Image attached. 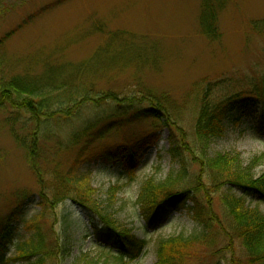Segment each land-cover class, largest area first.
Here are the masks:
<instances>
[{"label": "rangeland", "instance_id": "1", "mask_svg": "<svg viewBox=\"0 0 264 264\" xmlns=\"http://www.w3.org/2000/svg\"><path fill=\"white\" fill-rule=\"evenodd\" d=\"M212 4L209 14L214 31L209 34L203 25L204 0H0V39L15 31L0 48V85L22 79L38 86L50 111L72 99L92 100L81 105L71 119L52 121L54 135L37 134L33 161L14 134L31 142L30 115L18 119L13 130L7 121L10 106L0 112V219H7L18 202L24 203L20 217L5 221L13 232L6 259L16 255L19 241L40 228L45 238L42 252L48 250L53 237L59 241L47 264H120L114 254L117 235L125 228L146 242L142 255L126 264H155L161 239L189 236L200 225L189 211L193 203L188 200L167 221L148 227L138 204L145 181L162 182L171 170L186 167L184 188L193 192L195 184L201 183L206 192L198 197L210 201L220 216L219 196L232 187L217 189L206 162L218 155H237L240 166L250 167L255 176L264 172V130L256 129L252 116L229 126L223 137L213 141L199 144L194 135L200 93L208 81L233 78L238 82L247 76H264V0H213ZM231 89L224 86L220 97ZM140 90L166 106V125L138 121L110 131L95 144L125 142L154 132L158 138L154 145L129 161L127 157L116 163L81 161L71 195L56 207L48 202L46 212L37 217L41 191L53 196L57 180L75 167L80 146L71 149L73 133L90 118L112 110L111 101L99 106V97L138 96ZM259 115L264 110L253 114ZM189 146L200 151L191 154L186 150ZM172 148L180 154L178 162ZM36 160L42 182L34 171ZM86 192L90 195L86 199L94 203L91 212L74 202L77 197L85 198ZM232 193L244 194L239 188H232ZM245 199L247 205L264 211L261 196ZM101 212L114 223L109 225ZM215 241L211 248L192 246L195 262L212 264L222 256L227 259L225 264L245 263L239 241L228 243L230 253L228 249L222 255L217 248L223 250L225 241Z\"/></svg>", "mask_w": 264, "mask_h": 264}, {"label": "trees", "instance_id": "2", "mask_svg": "<svg viewBox=\"0 0 264 264\" xmlns=\"http://www.w3.org/2000/svg\"><path fill=\"white\" fill-rule=\"evenodd\" d=\"M212 3L213 0H204L203 5L206 12L203 25L209 34L214 31L211 28L213 24L209 14L213 7ZM14 32H8L0 39V48ZM236 81L233 78L217 82L208 81L202 87L199 111L194 128V135L199 144L223 137L229 126L240 124L247 116L254 118V125L258 131L264 130V115L253 116L256 110H264V76H247L243 80ZM224 86L225 88L231 87L233 90L231 89L228 94L220 97L219 92ZM135 94L130 93L123 97L119 95H102L99 97V100L96 101L99 106L111 101L113 103L112 110L107 113L105 111L103 112L104 114L92 119L90 118L82 128L80 127L73 133L71 149L73 146H80L76 155L75 167L69 169L64 179L61 181L57 180L56 188L52 192L53 196L46 194L45 190L41 191L38 196L40 199V211L36 214L37 217L42 216L46 212L48 202L53 203V207H56L71 195L70 191L77 187L74 178L79 175L77 165L81 161L95 162L102 160L106 163H116L123 157H127L129 161L138 158L149 144L154 145L158 140L157 135L152 132L145 136L136 137L133 140L126 139L125 142L109 145L95 144L96 140L105 138L110 131L118 130L120 127L123 128L129 124H135L138 121H148L153 126L164 124L163 117L167 116L164 114L166 106L164 107L158 100L150 98L152 95H143L144 91L142 90L139 92L141 96L138 94L136 96ZM134 97L135 99H133ZM90 101H92L91 98H83L82 102L72 99L67 103H62L61 106L59 105L57 111H50L47 97H44L38 86L22 79H16L8 82V84L0 85V112L6 110L8 105L10 106V114L7 117V121L12 129H15L18 119H23L26 114L30 115V120L34 126V129H31L29 133L32 138L31 142L27 144L22 140L20 134L16 132L14 134L18 137L20 143L24 146L26 145L25 148L31 161L36 155L34 144L37 134L54 135L50 126L52 121H59L62 118L71 119L77 115L81 105ZM144 104H147L148 107H145L146 105ZM98 124L101 125L98 126ZM22 127H25L23 123ZM186 150L192 154L199 148L197 149L194 146L191 148L189 146V149ZM172 151L174 161L178 162L180 154H176L175 148H172ZM203 157L204 154H202ZM206 165L213 173L212 179L214 177L218 182L217 189L230 185L232 188H239L244 194L239 197L236 193H232V188L221 192L219 196L221 214L218 216L214 212L210 201L207 202L198 197L200 192H206L204 187L200 186L201 183L197 182L195 184L193 192L189 188H184L187 176L186 167L171 170L162 182H154L151 179L145 181L138 197V204L142 216L147 219L148 227L155 228L167 221L172 211L183 208L188 200L193 203L189 207V211L192 212L195 222L200 225V229L189 236L179 234L161 239L158 243V259L155 264H203L200 261L195 262L196 255L190 251L192 246L203 244L207 248H211L217 243L216 241L213 242V240L219 239L224 240L225 245H223V250L222 248H217V252L219 251L218 255L226 253L230 248L228 243L239 241L244 250V264H264V211L259 206L251 207L247 205L245 199L248 195H259L264 199V172L258 177L255 176L250 171V167L240 166V160L237 155H218L213 159H209ZM34 171L39 181L42 182L43 178L37 160L34 164ZM42 189H44L43 186ZM84 195L85 198L77 197L74 202L84 210L90 211L91 208L89 207H93L94 203L86 199L90 196L88 192L84 193ZM23 208L24 203L18 202L7 219L11 220L13 217H20L24 212ZM100 216L101 218L103 217L102 219L108 220V224L114 223L102 212ZM7 219H0V262L9 264L18 259L23 260L20 264H47L48 258L54 256L53 248L59 241L57 237H53V242L49 246L52 251L48 248L47 251L42 252L45 238L40 228H35L36 231L33 235L17 243L15 256L5 258L7 244L13 238L12 229L8 222L7 224L5 222ZM114 230L118 232L116 227H114ZM121 230L120 235H117L118 246L114 258L120 264H126L127 261L136 260L142 255L146 242L132 234L128 229L122 228ZM216 260L212 264H225L224 260L227 262V259L222 256Z\"/></svg>", "mask_w": 264, "mask_h": 264}]
</instances>
